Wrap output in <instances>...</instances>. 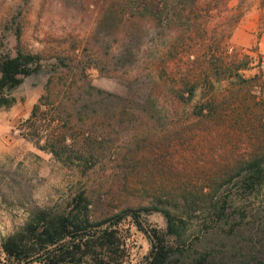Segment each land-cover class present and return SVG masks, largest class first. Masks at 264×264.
<instances>
[{
    "label": "trees",
    "instance_id": "16d2710c",
    "mask_svg": "<svg viewBox=\"0 0 264 264\" xmlns=\"http://www.w3.org/2000/svg\"><path fill=\"white\" fill-rule=\"evenodd\" d=\"M111 3L121 66L129 69L136 65L152 34L158 45L163 33L170 36L163 45L168 52L161 54L159 47L155 51L156 74H148L150 90L144 96L125 98L93 87H88L86 94L102 101L104 110L112 111L119 123L136 113L155 116L172 111L178 115L179 105L192 104L191 114L173 116L172 124L211 145V159L198 162L196 176L177 168L164 152L149 151L147 137L138 139L119 164L121 191L152 199L167 221L165 233L146 230L151 243L147 264H264V216L228 219L226 209L232 200L225 194L235 187L238 195L247 198L264 187V97L259 100L252 90L262 81L264 71L245 77L246 71L259 65H255L254 57H242L237 50L230 52L225 43L229 37L208 35L210 5L201 0ZM38 61L36 55L25 52L0 60V108L14 104L10 92L40 70ZM224 81L233 87L229 97L221 90L216 96L215 83ZM75 90L74 83L55 84L51 79L23 124L22 136L58 159L75 152L68 144L69 134L78 137L74 135L78 132L64 117L75 108L68 102ZM82 134L83 150L90 153L97 130L86 125L77 135ZM242 137L248 140L244 147L239 145ZM223 141H231L227 151ZM74 165L91 169L96 163L87 159ZM72 204L75 206L67 213H35L23 229L6 238L3 264L121 263L124 249L115 227L131 216V207L115 217L96 220L84 196ZM205 212L209 217L199 220L196 214ZM133 219L145 230L135 215Z\"/></svg>",
    "mask_w": 264,
    "mask_h": 264
},
{
    "label": "rangeland",
    "instance_id": "374dc122",
    "mask_svg": "<svg viewBox=\"0 0 264 264\" xmlns=\"http://www.w3.org/2000/svg\"><path fill=\"white\" fill-rule=\"evenodd\" d=\"M111 2L0 0V60L7 55L16 57L19 52H25L36 55L41 65L36 74L10 92L14 104L0 108L1 264L5 263L2 244L6 238L23 229L39 211L69 212L79 196L87 199L90 213L96 220L115 217L131 207V216L115 227L124 249L121 263L116 264H147L151 243L150 233L146 230L156 229L165 233L167 221L156 210L152 199L127 196L121 191L119 164L142 137L148 138L149 151L164 152L177 168L187 169L190 177L197 175L195 168L198 162L211 159V145L196 138L193 132H185L180 125L172 124L173 116H189L192 104L179 105L178 115L172 111L155 116L136 113L135 116H125V122L119 123V118L112 111L104 110L102 101L86 94L88 87H93L125 98L144 96L150 90L148 74L155 73V51L159 47L161 54L168 52V47L163 45L170 36L163 33L158 45L157 37L152 34L136 65L129 69L121 66ZM201 2L210 5L208 35H225L229 37L225 43L229 44L230 52L237 50L242 57L249 55L255 58V65L259 66L246 71L245 77L251 78L264 71V0ZM51 79L55 84L74 83L75 95L68 102L75 108L64 117L70 119L78 133L86 125L97 130L98 137L92 142L95 147L90 153L83 150V134H74L78 137L69 134L68 144L74 147L75 152L61 159L40 150L34 142L22 136L24 122ZM263 83L264 77L252 86L259 100L264 97ZM215 89L218 90H214L216 96L221 90L229 97L233 87L224 81L215 83ZM63 101L65 103V99ZM86 104L91 105L89 109L84 108ZM227 141H223L226 151L231 144ZM247 142V138L242 137L239 145L244 147ZM87 159L96 165L91 169L74 165ZM225 192L232 200L226 209L228 219L239 221L264 216V187L256 196L247 198L238 195L235 187ZM208 214L197 213L196 216L204 221ZM134 215L145 230L137 226ZM190 234L192 230L187 237ZM81 264L92 263L85 260Z\"/></svg>",
    "mask_w": 264,
    "mask_h": 264
}]
</instances>
